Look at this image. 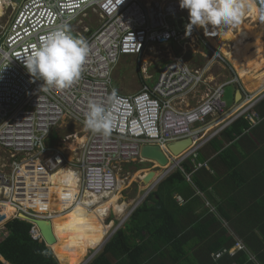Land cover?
<instances>
[{
	"label": "built area",
	"instance_id": "2783aa9c",
	"mask_svg": "<svg viewBox=\"0 0 264 264\" xmlns=\"http://www.w3.org/2000/svg\"><path fill=\"white\" fill-rule=\"evenodd\" d=\"M171 18L184 25H171ZM187 24L188 12L179 7V0H0L1 235H7L6 223L18 218L31 224L33 239L42 238L32 219L52 221L55 215L36 212L28 203L47 201L51 174L62 166L78 174L79 197L69 209L83 206L79 199L86 194L106 198L120 186L122 193L126 187V178L119 177L122 165L135 160L150 162L140 155L143 145L161 148L170 161L168 172L175 159L178 167L188 158L194 169L208 167L207 162L197 161V150L216 133L209 132L210 126L230 110L224 99L225 86L239 85V79L235 76L211 84L215 58L200 49L197 41H204L194 26L186 33ZM57 25H65L82 38L89 52L78 80L67 88L45 90L47 86L28 73L23 58ZM171 43L179 45L180 52H168L155 82L151 83L148 73L149 60H143L139 68L144 81L138 92L122 94L112 86L113 70L122 56H158L154 48ZM192 44L197 47L193 49ZM190 47L206 57L202 66L193 67L187 61L185 53ZM238 90L244 89L240 86ZM262 97L264 91L255 95L244 92L243 104L226 120L244 115L252 126L259 124L263 118L255 106ZM90 101L103 105L111 115L112 130L107 137L84 126ZM63 121L84 127V140L73 151L49 145L51 128ZM74 135L77 133L71 132L64 139ZM186 138L191 144L173 155L168 144ZM112 210L107 212L105 223ZM21 213L28 219L20 217ZM107 225H111L105 233L109 238L118 228L111 231L115 225L112 219ZM242 249L237 242L212 257L234 255Z\"/></svg>",
	"mask_w": 264,
	"mask_h": 264
},
{
	"label": "crops",
	"instance_id": "0c3cea01",
	"mask_svg": "<svg viewBox=\"0 0 264 264\" xmlns=\"http://www.w3.org/2000/svg\"><path fill=\"white\" fill-rule=\"evenodd\" d=\"M211 77L214 81L211 84L218 82L215 81L213 75ZM239 85L242 87L240 80ZM239 85L233 84L230 110L221 117L218 123L212 124L209 128V132L216 131V133L203 142L197 150V161L207 162L208 167L194 169L193 166L190 173H184L185 182L178 183L174 188L158 190L156 187L152 190L155 196L159 193L163 198V206L155 205L156 198L153 202L149 201V204L155 205V212L159 213L155 214L153 223L160 226L164 222L167 226L168 235L174 236L176 234V242L175 240L174 243L170 241L167 251L154 254L151 262H146L147 259L150 260L151 258L141 253L131 259L123 257L121 258L122 261L114 259L112 264H138L137 262H140V264H174L175 261H181L180 264H197V262L198 264H208L212 259V254L220 250L209 253L210 245H217L220 241H224L221 240L222 237H219V233L223 235V238L232 237L233 242L228 247L232 248L239 242L243 245L241 251L254 258L245 240L233 231L232 225L252 229L257 235L259 234L258 230L264 228V120L233 140H226L222 136V130L235 120L228 122L229 119L226 120V118L234 108L243 104V93L255 95L263 92L264 88L250 90L242 87L244 90L240 91L241 97H239L237 92ZM219 141L222 142L223 147L214 152V147L219 144ZM223 149L225 151L222 156L218 155ZM188 159L191 160V158ZM176 161V159L171 160L170 167L173 170H170L169 174L176 168H180L182 162L179 163L178 167ZM195 180L198 186L194 185ZM36 211H38L37 207ZM119 216L112 210V218L110 217L109 220H114L115 224V221L119 220ZM147 220L148 215L144 213L136 216V224L144 223ZM126 225L120 228L125 230L126 235L132 236L131 244L134 242L139 244L142 237L147 238L146 232L136 235L133 228L126 230ZM100 234V230H98V235L100 236ZM60 235L61 230L56 235L57 243L54 245L60 243ZM134 238L135 241H133ZM252 239L254 242L256 241L255 238ZM107 241L108 238L105 237V242ZM178 241L180 242L178 243ZM225 247V245L222 246V249ZM52 252L60 264L67 262V257H58L53 249ZM64 253L65 255L68 254L65 251Z\"/></svg>",
	"mask_w": 264,
	"mask_h": 264
},
{
	"label": "trees",
	"instance_id": "16d2710c",
	"mask_svg": "<svg viewBox=\"0 0 264 264\" xmlns=\"http://www.w3.org/2000/svg\"><path fill=\"white\" fill-rule=\"evenodd\" d=\"M252 4L256 6L260 15L264 19V0H252ZM212 30L214 31L215 29ZM223 32L224 30L219 31V39ZM234 33H232L233 39L236 38V34ZM192 56L193 54L191 52L186 54L187 58H191ZM227 58L236 70L239 69V67H242L243 59L241 57L229 58L228 56ZM255 110L264 120V98L255 106ZM262 121L260 123H262ZM255 126H252L249 119L243 115L235 119L224 130H222V136H224L226 140H233ZM222 147L223 144L219 141V144L214 147L213 151L216 152L222 149ZM224 151L225 149L221 150L218 155L222 156ZM180 168H176L171 174H168L161 182H159L157 189L174 188L178 183L185 182L184 173H190L193 170L191 160L186 159L185 161H182ZM136 169L138 170V168ZM194 185L198 186L196 180L194 181ZM155 198V205L163 206L162 196L159 193L155 196L154 193L150 191L144 201L132 211L129 216V222L126 225V230L133 228L136 235L146 232L147 238L142 237L139 244L135 242L131 244L130 240L132 236L130 237L129 235H126L124 229L118 228L108 238V241L104 242L105 244L101 251H96L94 256L86 264H112L114 259L122 261L121 258L123 257H125V259H131L141 253L146 254V256L151 258L150 260L147 259L146 262H151L154 254H160L161 252L167 251L169 242L172 241L174 243V240L176 242V234H174V236H169L167 233V226L164 222L160 226H156L153 223L155 221V214L159 213L155 212V205L149 204V201L153 202ZM28 207L36 211L34 200L28 203ZM164 208L166 209V207ZM44 211H47V208H45ZM142 213L148 215V220L144 223L136 224V216L141 215ZM165 215L163 214V216ZM57 226L61 230L62 237L60 235V243L52 245L51 248L58 257L68 256L70 258V264H80L84 255H86L89 250L97 248L98 244L90 242L89 239L86 238L87 236L84 235L83 231L80 230L81 227L77 225L72 227L67 219L60 220ZM30 227V223L18 218L11 219L6 223L7 235L0 237V257L4 259H1L3 262L0 260V264H60L57 258L53 255L52 250L46 245L42 238L33 239L31 237L29 232ZM104 227L105 226L100 230L101 240H103L106 232V228ZM232 229L240 238L245 240L247 247L251 250L255 259L248 256V253L239 250L234 255L223 253L222 256L217 259H214L211 256L212 259L208 264H264V228L258 230V235H260V237L249 228L235 227L232 225ZM71 231H73L72 234ZM70 236H72L73 239L70 240L69 251L68 254L65 255L64 243L68 241ZM219 237H222L221 240L224 241H220L217 245H210L209 253L215 252L219 249L221 250L224 245L226 246L225 248H227L233 242L232 237L223 238L221 233H219ZM252 238H255L256 241L254 242ZM77 241L79 243H77ZM133 241H135V238ZM179 242L180 241H178V243ZM68 245L69 244H67V246ZM57 249L60 251V254ZM137 263L140 264V262ZM173 263L180 264L181 261H175Z\"/></svg>",
	"mask_w": 264,
	"mask_h": 264
},
{
	"label": "rangeland",
	"instance_id": "374dc122",
	"mask_svg": "<svg viewBox=\"0 0 264 264\" xmlns=\"http://www.w3.org/2000/svg\"><path fill=\"white\" fill-rule=\"evenodd\" d=\"M95 24H97L96 20H95ZM194 27L196 28V30L198 31V34L202 37L204 41L202 42L200 41V39L197 41L202 52L210 58H215L213 61L214 63L212 65L213 67L211 68V71H210L215 81H223L226 79H232L235 76H237V79L240 80V83L242 87L244 88H247L250 90H259V89L264 88V62L260 60L258 50L257 51L254 50L252 54L250 55V59H251L250 66H248L245 69L243 68V66L239 67V69H237V72H236V69H234L229 59L225 56V52L230 49L228 47L230 46L231 43L220 42L221 39L218 38L216 32L212 30L211 26H209L208 30H204L196 26ZM234 34H236V38H234L233 43H237L239 47V51H241L240 48L242 47L241 45H242L243 35H241L239 32H235ZM196 45L197 44H192L193 49L197 47ZM154 52H158L159 55L154 56V54L152 53L150 54L146 53L138 57L133 56V55L122 56L113 70L112 86L122 94H133V93L138 92L141 89V85L144 81L141 70L139 68L140 64H142V61L149 60L148 73L152 76L151 83L155 82L159 75V69L166 63L168 59V52L171 53L172 55L178 54V52H180V46L179 45L177 46L176 44H173V43L166 44L165 46L161 45V46L154 48ZM188 52H191L193 54L191 58L186 57V54ZM214 52H218L219 57H217V55H215ZM185 57L187 61L190 63V65L193 67L202 66L207 61L206 57H204L201 53L197 51L193 52L191 50V47L186 51ZM240 57L243 59L242 56H236V57L229 56V58H240ZM233 89H234L233 84L225 86L224 99L226 100L228 107L232 106L231 92H233ZM83 129L84 127L81 125H78L77 123H74L72 121H63L58 127L51 128V132L49 136V139H50L49 145H51L52 147H57V146L63 147L65 150H67V152H69L68 149L66 148V143L69 142V140L64 139L65 135L70 134L71 132H76L79 135H84ZM153 166L154 165L151 162H140L138 160L131 161L129 163H125L122 165L121 171L119 173V177L126 178L125 180L126 187L121 193V196H122L121 203L129 202V206L124 212V214L122 216H119V220L115 221V225L111 231H113L115 228H120V227L123 228V226L126 225V223L129 220L128 218L130 216L129 215L130 210L133 208L134 204L138 200L143 199L141 198V196L143 192H146V190L143 192L140 191V186L144 185L142 184L140 179H136L135 181H133L134 183L133 182L128 183L131 180L133 172H136L138 170H150V169L151 170L155 169L156 171L161 172L162 169L158 170L160 168H156V167L153 168ZM162 167H165V166H162ZM136 168H138V170H135ZM171 170H173V168ZM167 172L168 171H165V172L163 171L162 173L163 175L164 174L165 175L164 176L162 175L158 181L151 183L148 189H150V191L154 190L157 187V184L159 183V181L161 182L169 174ZM144 199L140 201V204L141 202L144 201ZM57 204H58V201H55L52 198H50L49 200L46 201L45 208H47V211H42V212L49 214L51 209L53 210L56 209L55 207H57ZM37 212H39V210ZM62 219H66V218L61 216V217H57V219L53 220V222L51 221L52 225L56 222V225L54 224V231L57 234H59V231H60L57 225H58V222ZM119 223L121 224L119 225ZM104 228H106V225ZM80 230L83 231L82 228H80ZM72 233L73 231H71V234ZM0 237H2L1 234H0ZM99 238L100 240L97 243L91 240L89 241L99 245L102 241L100 236ZM71 239H73L72 236H70L68 241L64 243V250L67 253L69 251ZM59 240H60V236H59ZM77 243L79 242L77 241ZM67 244L69 245L67 246ZM104 244L105 243H103V245L96 251L97 252L101 251ZM57 251L60 254V251L58 249ZM93 253H94V250H89L88 253L84 255L83 260L80 264H85L88 260H90V256Z\"/></svg>",
	"mask_w": 264,
	"mask_h": 264
},
{
	"label": "clouds",
	"instance_id": "9594fccd",
	"mask_svg": "<svg viewBox=\"0 0 264 264\" xmlns=\"http://www.w3.org/2000/svg\"><path fill=\"white\" fill-rule=\"evenodd\" d=\"M179 7L188 12L186 33L193 26L219 31L235 28L252 7L246 0H179ZM89 49L86 42L74 36L65 25H57L40 37L38 45L23 58L28 73L48 88H67L79 79ZM84 126L107 137L112 130L111 115L103 105L89 102ZM167 174V173H166Z\"/></svg>",
	"mask_w": 264,
	"mask_h": 264
},
{
	"label": "bare ground",
	"instance_id": "6f19581e",
	"mask_svg": "<svg viewBox=\"0 0 264 264\" xmlns=\"http://www.w3.org/2000/svg\"><path fill=\"white\" fill-rule=\"evenodd\" d=\"M246 2L251 3L252 7L245 13V16L242 19L241 23L235 26V28H231V27L227 28L220 36L221 39L220 42L231 43L230 46L228 47L230 49L225 52V56L226 57L242 56L243 62L241 66H243L244 69L250 66L251 64L250 55L254 50L256 51L258 50L260 60L264 62V19L260 15L256 6L252 4V0H246ZM214 31L217 34V30ZM235 31L243 35L242 45H241L242 47L240 48L241 51H239L238 44L233 43L234 39L232 38V33H234ZM71 138H74V140H70ZM70 139H68L69 142L66 143V148L70 151H73L76 149V144L78 142H82L84 140V137L77 134L71 136ZM150 162L154 165L153 168L158 167V164L155 161H150ZM159 168L160 169L158 170L162 169L161 172L155 171L153 177L147 183L140 186L141 192L145 190L150 191V189H148L150 187V184L157 181L163 175L162 172L167 171L169 167L168 164H166L165 167H159ZM148 171L149 170H138L136 172H133L131 180L128 183H132L136 179L141 180L142 178H144V176L147 174ZM122 189L123 187L120 186L118 192L108 195L106 196V198L99 195L86 194L84 197L81 196V198L79 199V201H82V204H84L85 206L79 204L69 209L74 203V201L78 200L79 197L78 174L75 172V170L67 166L60 167L58 170H56L51 174L49 180L50 195L47 200L52 198L53 200L58 201L57 207H55L56 209L54 210L51 209L49 212L50 215L52 214L55 215L52 219V222L53 220L57 219V217H61V216L65 217L69 221L70 225H72V227L74 225L81 227L83 229L84 235H86L89 240H92L97 243L100 240L98 235V230L103 229V226L100 225L99 222L105 223V216L107 215V212L113 209L116 212V214H119L121 216L125 211V209L129 206V202L121 203L122 196L120 191ZM35 205L39 210V212H42L45 209L46 202L35 200ZM109 228H111V225L106 226V230ZM52 231L55 237V242L51 243L50 246L57 243V237H56L57 233L55 234L53 230V225H52ZM104 242H105V234L102 242L97 246V248L92 250L95 251L98 250L103 245ZM66 257L68 258V260L67 262H65V264H70V258L68 256Z\"/></svg>",
	"mask_w": 264,
	"mask_h": 264
},
{
	"label": "water",
	"instance_id": "95a60500",
	"mask_svg": "<svg viewBox=\"0 0 264 264\" xmlns=\"http://www.w3.org/2000/svg\"><path fill=\"white\" fill-rule=\"evenodd\" d=\"M171 25H179L182 27L184 24L181 20H178L175 22V18H171L170 20ZM239 94V97H241L240 90L237 91ZM191 144V140L189 138L174 141L168 144V149L173 155H178L183 150H185L189 145ZM140 155L143 159L149 160V161H155L158 164V167L165 166L166 164H169V160L167 156L164 154V152L161 150V148L157 145H143L140 150ZM156 170H149L147 174L142 178L140 181L142 184L147 183L154 175V172ZM149 193V190L146 192H143L142 198H145L146 195ZM20 217L24 219H28V217L25 214H20ZM38 226L40 230V234L44 242L47 246H50L51 243L55 242V237L52 231V223L50 220L47 219H32ZM51 248V246H50ZM52 250V248H51ZM3 259L0 257V260ZM4 260V259H3ZM2 261V260H1ZM3 262V261H2ZM7 262V261H6ZM10 264V263H9Z\"/></svg>",
	"mask_w": 264,
	"mask_h": 264
},
{
	"label": "flooded vegetation",
	"instance_id": "af4514ba",
	"mask_svg": "<svg viewBox=\"0 0 264 264\" xmlns=\"http://www.w3.org/2000/svg\"><path fill=\"white\" fill-rule=\"evenodd\" d=\"M99 224H101L102 226H105L106 225V223H100V222H99Z\"/></svg>",
	"mask_w": 264,
	"mask_h": 264
}]
</instances>
